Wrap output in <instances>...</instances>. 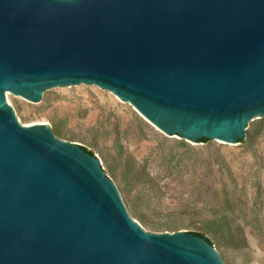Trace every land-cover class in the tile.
Listing matches in <instances>:
<instances>
[{"label": "water", "instance_id": "water-1", "mask_svg": "<svg viewBox=\"0 0 264 264\" xmlns=\"http://www.w3.org/2000/svg\"><path fill=\"white\" fill-rule=\"evenodd\" d=\"M80 84L239 145L264 117V0H0V264H226L200 230L140 223L93 144L7 101Z\"/></svg>", "mask_w": 264, "mask_h": 264}, {"label": "rangeland", "instance_id": "rangeland-1", "mask_svg": "<svg viewBox=\"0 0 264 264\" xmlns=\"http://www.w3.org/2000/svg\"><path fill=\"white\" fill-rule=\"evenodd\" d=\"M18 120L42 118L59 136L93 144L140 223L202 230L226 218L215 247L226 264H264V117L253 137L230 145L187 141L152 125L136 108L96 85L56 87L40 103L7 92ZM136 169L129 184L123 172Z\"/></svg>", "mask_w": 264, "mask_h": 264}, {"label": "trees", "instance_id": "trees-1", "mask_svg": "<svg viewBox=\"0 0 264 264\" xmlns=\"http://www.w3.org/2000/svg\"><path fill=\"white\" fill-rule=\"evenodd\" d=\"M253 131H247L246 136L244 139L240 140L241 144L247 143L249 138L251 139L253 137ZM55 134L57 135L58 132L56 131ZM255 134V133H254ZM210 140L209 139H201L198 142L199 143H208ZM87 153L91 155H95L92 151L89 149L82 147ZM123 178L127 180L128 185L135 183L136 181L139 180V174L136 169H128L127 171H124L123 173ZM207 220L202 221V232H190L193 233L194 235L200 236L204 239H206L209 243L212 245H216L217 242L221 243V240L223 237H221L222 232L221 229L224 228V226L227 227V221L225 217L220 218L219 220H210L206 218ZM143 224H145V220L142 219Z\"/></svg>", "mask_w": 264, "mask_h": 264}]
</instances>
